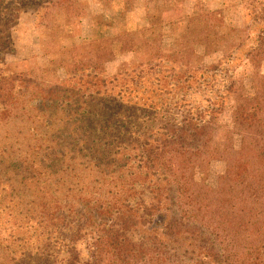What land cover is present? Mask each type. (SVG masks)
I'll return each mask as SVG.
<instances>
[{
	"label": "trees",
	"instance_id": "1",
	"mask_svg": "<svg viewBox=\"0 0 264 264\" xmlns=\"http://www.w3.org/2000/svg\"><path fill=\"white\" fill-rule=\"evenodd\" d=\"M28 2L52 40L59 16L75 33L87 8L0 0V51ZM199 4L175 35L179 20L149 15L114 75L103 32L65 64L11 73L0 56V264H264V3L241 27ZM197 34L226 65L191 64ZM238 51L249 88L230 65Z\"/></svg>",
	"mask_w": 264,
	"mask_h": 264
},
{
	"label": "rangeland",
	"instance_id": "2",
	"mask_svg": "<svg viewBox=\"0 0 264 264\" xmlns=\"http://www.w3.org/2000/svg\"><path fill=\"white\" fill-rule=\"evenodd\" d=\"M204 9L224 8L228 21L236 27H241L243 22L247 23L243 16L254 8H258V3H264V0L243 1V0H133L127 8L118 0L113 2H101L100 0H81L87 4L86 13L81 20L75 33L63 23V18H57V24L61 31L52 40L48 35L47 29L38 24L36 15V6L31 2L18 8L14 21L9 25V44L0 51V56L6 66H9V72L17 73L30 70L35 63L43 64L50 60L58 61L62 64L68 63L71 59L70 53L74 46L82 44L84 41L99 39L103 32V37L112 40V50L114 59L105 65L107 75H114L121 64L131 59L130 54L120 51L123 41L130 40L135 36L138 29L146 27L148 16L162 13L165 21L179 20V24L173 28V34H179L185 27L187 16L195 10L196 2ZM14 4L15 2H11ZM127 33V34H126ZM172 35V34H171ZM170 39L166 40L169 43ZM193 56L191 64L193 66L222 63L226 65L228 54L223 52H211L206 50V38L204 34L194 35L192 38ZM244 48V47H243ZM236 59L233 62L236 67V76L244 78V84L247 88L251 84L252 68L243 61L242 51L234 53ZM3 65V67L5 66ZM258 72L264 76V62H260ZM58 76H63V71H58ZM224 126L230 124V115L227 110L222 117ZM238 145V138L235 139ZM223 164L214 162L211 165L207 181L213 184L216 177L223 171ZM78 218V217H75ZM70 229L74 230L78 221L68 219ZM79 248H84L80 243Z\"/></svg>",
	"mask_w": 264,
	"mask_h": 264
}]
</instances>
